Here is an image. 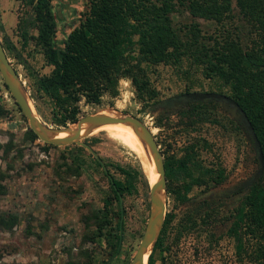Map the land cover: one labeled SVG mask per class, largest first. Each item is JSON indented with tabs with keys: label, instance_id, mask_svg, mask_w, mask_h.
I'll use <instances>...</instances> for the list:
<instances>
[{
	"label": "rangeland",
	"instance_id": "obj_1",
	"mask_svg": "<svg viewBox=\"0 0 264 264\" xmlns=\"http://www.w3.org/2000/svg\"><path fill=\"white\" fill-rule=\"evenodd\" d=\"M51 5L56 22L53 44L59 46L70 27L76 24L83 10V0H51ZM232 7L236 9L234 2ZM22 11L17 0H0V39L11 44L12 48L6 50L7 57L28 95L35 96L33 80L46 74L50 66L44 63L41 51L33 41L22 38L16 28L17 15ZM171 17L179 22L190 20L186 13H173ZM200 22L203 28L210 27L209 23ZM186 68V64L179 68L161 64L154 67L150 79L159 97L178 96L184 92V85H190L191 81L190 91L213 88V84L195 68L191 70V80L184 79L181 71ZM30 101L40 119L52 126L46 99L36 95L35 100ZM0 107L3 110L0 114V186L3 190L0 193V216H14L16 219L10 228L0 227V264H129L149 208V181L138 155L109 136L106 130H96L84 139L103 166L97 165L94 156L86 149L81 152L83 165L77 169L71 161L70 149L29 136L27 121L1 79ZM139 107L128 81H121L116 97H103L97 106H82L81 113L114 111L140 117ZM185 108L182 102H177L167 109V116L162 117L159 124L156 122L161 112L159 109L141 116L149 129L154 128L152 134L163 158H178L189 145H193V159L187 163L185 175L168 177L167 185L165 183L164 217L169 214V218L167 222L165 220V229L161 233L164 247H157L152 253L154 264H160L162 256L184 259L195 250L213 257L231 254L233 240L229 228L238 205L233 190L248 181L258 167L249 135L223 104L212 100L206 106L208 119L189 125L183 122L186 119L182 118L181 122L179 117V112ZM214 118L217 121L214 122ZM228 119L237 123L236 127ZM116 165L137 170L141 175H137L135 186L129 193L119 196L120 238L117 251L110 254L102 238L91 242L88 235L94 227L92 214L102 208L104 198L112 199L110 178L122 179L114 167ZM218 172H221L222 180L215 183ZM143 179L147 187H144ZM185 186L189 187L185 200L178 201L176 191L181 193ZM212 200L213 206L205 209L207 212L217 210L219 220L210 226L214 237L209 244L203 235L199 240L193 236L189 244L180 234L176 239L188 208ZM112 207L115 210L114 200ZM194 217L201 218L200 215Z\"/></svg>",
	"mask_w": 264,
	"mask_h": 264
},
{
	"label": "trees",
	"instance_id": "obj_2",
	"mask_svg": "<svg viewBox=\"0 0 264 264\" xmlns=\"http://www.w3.org/2000/svg\"><path fill=\"white\" fill-rule=\"evenodd\" d=\"M17 1L23 11L17 15L16 28L22 38L33 41L44 63L50 66L46 74L34 78L35 96L30 94L29 98L33 101L38 95L46 99L53 127L73 123L83 115L82 106H97L103 97H116L121 81H128L134 99L140 104L138 118L142 120L141 116L159 109L161 112L156 117L159 124L175 100V97H159L151 82L150 74L160 64L173 68L186 64L181 73L188 81L195 68L213 84L207 91L225 93L236 102L258 141V146H254L251 138L248 139L256 158L259 148L263 169L257 179L243 187L235 208L229 228L233 251L218 257L162 256L160 264H264V1L83 0L76 24L70 27L59 46L53 44L56 22L51 0ZM173 13H186L190 20L173 21ZM200 20L210 27L203 28ZM1 42L5 52L12 48L7 40ZM192 84V81L190 85L185 84L184 92H189ZM179 99L187 104L179 112L181 122L182 118L187 125L208 119L206 106L212 99L190 100L181 95ZM2 111L0 107V114ZM228 121L236 127L237 123ZM153 131L154 128L150 129ZM27 132L32 139L36 138L29 129ZM63 147L70 149L72 163L81 168V152L86 149L73 143ZM192 149L193 145H189L180 157L163 158L165 179L185 175L187 163L193 159ZM96 164L103 166L98 160ZM114 167L122 176V179L109 180L115 210L113 200L104 198L102 208L92 214L94 227L88 235L91 242L102 238L110 254L117 251L120 238L119 196L129 193L135 186V178L141 175L137 170ZM221 180L218 172L215 183ZM143 183L147 187L145 179ZM182 189L181 193L176 191V199L181 202L189 187ZM15 222L14 216H0V227L8 229ZM159 239L157 236L146 264H154L152 253Z\"/></svg>",
	"mask_w": 264,
	"mask_h": 264
},
{
	"label": "water",
	"instance_id": "obj_3",
	"mask_svg": "<svg viewBox=\"0 0 264 264\" xmlns=\"http://www.w3.org/2000/svg\"><path fill=\"white\" fill-rule=\"evenodd\" d=\"M264 1V0H262ZM0 78L7 92L17 105L20 113L27 121L29 130L36 138L46 144L61 146L67 144H77L87 149L96 160L99 158L94 150L83 141V139L93 132L94 129L107 124L122 123L130 126L134 134L137 136L142 146L149 153L150 161L153 164L154 171L157 173L156 179L152 183H148L149 208L147 219L129 264H146V259L151 251L154 241L156 240L161 228L165 215V201L163 198L165 192V176L163 167V157L158 149L150 129L137 116L114 111H95L79 116L70 125L53 127L44 123L38 118V115L32 107H30V98L20 79L15 67L8 59L6 52L2 46L0 39ZM181 96L190 100L212 99L223 104L230 115L241 123L245 130L249 131L254 146H258L255 135L251 132V127L246 121V117L236 102L225 93L215 91H189L184 92ZM32 104V103H31ZM59 133H64L60 136ZM102 164V163H101ZM258 167L253 176L244 184L249 185L259 177L263 169V160L261 152L257 150ZM120 201V197H119ZM121 228V220H119V229ZM147 256L144 259V254Z\"/></svg>",
	"mask_w": 264,
	"mask_h": 264
},
{
	"label": "flooded vegetation",
	"instance_id": "obj_4",
	"mask_svg": "<svg viewBox=\"0 0 264 264\" xmlns=\"http://www.w3.org/2000/svg\"><path fill=\"white\" fill-rule=\"evenodd\" d=\"M181 94L182 93H180L178 96H173V97H175V100L173 102L172 107H174L177 102H182L183 106L186 107L187 104H185L184 101H181L179 99ZM165 183L167 185L168 178L165 179ZM246 186L247 185L242 184L241 186L236 187L233 190V195L236 196V200L238 201V204H239L240 198L242 197V194L244 192L242 189H243V187H246ZM213 204H214V201L212 200L211 202H207V201L204 203L202 202L201 204L194 206L193 208H188V210L185 212V214L182 218V222H180V226H179V230H178V234L176 236V239L178 237L180 238V236H181L182 238H184V241L187 244H189L190 240L193 239V236L195 238H197V240H199L201 238V236L203 235V237L206 241V244L208 245L209 242L211 241V238L214 237V233H213V231L210 230V226L213 224L214 221H216L217 219L219 220V214L217 213V210L213 211L212 209H210L207 212L205 209V207H211V206H213ZM194 215H200L201 218H199V217L196 218V217H194ZM168 218H169V214H166L165 219L162 223L164 225L161 226L162 228L164 227L162 229V232L165 229V224H166L165 220L167 222ZM162 232L159 231V233H158V237L160 238L158 240V242L159 241L160 242L158 243L157 247L160 249L164 247L162 244V234H161ZM179 234H180V236H179ZM231 237H232V235H231ZM232 240H233V237H232ZM194 254H204V252L201 253V251L195 250L191 254H189V256L188 255L187 256L192 257V256H194Z\"/></svg>",
	"mask_w": 264,
	"mask_h": 264
},
{
	"label": "bare ground",
	"instance_id": "obj_5",
	"mask_svg": "<svg viewBox=\"0 0 264 264\" xmlns=\"http://www.w3.org/2000/svg\"><path fill=\"white\" fill-rule=\"evenodd\" d=\"M30 107H32V104L30 103ZM32 110L34 111L33 107ZM96 130H106L109 136L117 139L121 143L125 144L126 146L130 147L140 158L142 168L148 178L149 183H152L156 177L157 173L154 171L153 164L150 161L149 153L144 149L141 142L137 138V136L134 134L130 126L122 124V123H116V124H107L103 125L101 127H98ZM60 136L64 135V133H59ZM147 256V251L144 254V259Z\"/></svg>",
	"mask_w": 264,
	"mask_h": 264
},
{
	"label": "built area",
	"instance_id": "obj_6",
	"mask_svg": "<svg viewBox=\"0 0 264 264\" xmlns=\"http://www.w3.org/2000/svg\"><path fill=\"white\" fill-rule=\"evenodd\" d=\"M0 79H1V78H0ZM4 95H6V93H5Z\"/></svg>",
	"mask_w": 264,
	"mask_h": 264
}]
</instances>
